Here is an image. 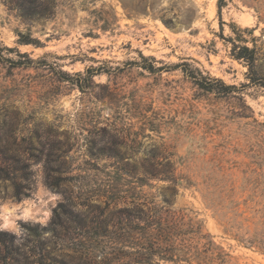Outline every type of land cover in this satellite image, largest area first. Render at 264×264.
<instances>
[{
  "label": "rangeland",
  "instance_id": "1",
  "mask_svg": "<svg viewBox=\"0 0 264 264\" xmlns=\"http://www.w3.org/2000/svg\"><path fill=\"white\" fill-rule=\"evenodd\" d=\"M36 3L0 0V166L29 171L0 174V264H136L119 210L169 185L230 264H264V88L231 54L255 38L264 75V0ZM166 161L173 184L143 174Z\"/></svg>",
  "mask_w": 264,
  "mask_h": 264
},
{
  "label": "trees",
  "instance_id": "2",
  "mask_svg": "<svg viewBox=\"0 0 264 264\" xmlns=\"http://www.w3.org/2000/svg\"><path fill=\"white\" fill-rule=\"evenodd\" d=\"M26 1L32 6L30 8L24 5L20 6L23 16L39 18L47 14L45 8H40V4H37L36 0ZM225 1L217 0L218 16L225 5ZM246 30L248 29L246 28ZM30 41L27 40L24 43H30ZM247 41L245 39V42ZM250 41L252 43L251 46L247 44L237 46L232 41L231 54L236 59L244 60L247 66L246 77L248 82L242 84L241 87L257 85L264 88V75L259 73V67L256 63V39L251 38ZM32 62L33 60L26 56L25 61L16 62V65H29ZM149 69L153 70V67L150 65ZM93 71L92 68L87 69L88 78L92 76ZM183 71L193 78L200 87L206 88V83L196 78L193 72ZM217 81L222 84L225 92L238 89L235 85L224 84L219 79ZM156 164L161 165L162 163L157 162ZM164 164L163 168H156L155 166L143 168V174L146 177L166 180L173 184L176 180L171 175L170 163L166 161ZM0 174L5 177H17L26 181L29 171L26 166L12 168V170L0 166ZM138 179L142 180V178ZM46 180L50 183L48 176H46ZM173 186L169 185L166 187L171 192L162 194L161 203L153 205L147 214L143 213L141 207L137 208V214L133 216L134 218L128 212L127 207L119 210L123 213L120 218L119 235L122 246L134 248L136 254L134 262L136 264H150L153 261H164L172 264H230L227 254L215 246L211 240H207V235L202 233L201 224L198 221L181 213L180 210L170 208V195L174 191ZM24 187L29 189L30 186L26 184ZM14 195L16 197L28 196V192L21 191L19 185L15 183ZM129 239L132 241H129ZM128 243H131V245ZM260 250L264 251V247L260 248Z\"/></svg>",
  "mask_w": 264,
  "mask_h": 264
}]
</instances>
